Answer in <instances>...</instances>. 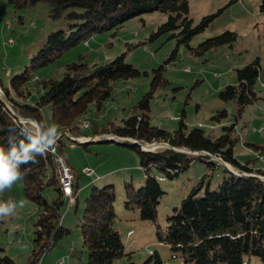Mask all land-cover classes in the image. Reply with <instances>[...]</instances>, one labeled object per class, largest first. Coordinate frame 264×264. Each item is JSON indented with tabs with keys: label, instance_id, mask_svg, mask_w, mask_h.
<instances>
[{
	"label": "trees",
	"instance_id": "obj_1",
	"mask_svg": "<svg viewBox=\"0 0 264 264\" xmlns=\"http://www.w3.org/2000/svg\"><path fill=\"white\" fill-rule=\"evenodd\" d=\"M8 2L14 10L44 2L48 6L49 17L63 18L68 24L67 29L59 28L47 35L33 56L32 66L45 65L57 58L63 50L79 40L76 38L71 42V37L75 34L83 37L84 42H88V36L93 32L103 27H111L128 17L153 10L166 14V19L150 34L149 39L164 33L169 34L170 38L176 40L175 49L165 62L153 69L150 89L135 103L133 113L123 118L119 124L112 123L104 133L143 142L165 141L177 148L206 151L208 154L187 153L170 147L144 150L139 144L122 142L138 151L140 163L146 173L144 182L139 186L126 182L124 189L126 206L138 208L140 218L154 221L157 225L155 231L157 240L179 251L185 264H251L246 255L249 257L256 255L264 264V179L233 172L225 164L231 163L243 172H253L249 163H242L235 156L234 144L237 140L233 136L235 123L223 125V132L213 136L207 133L203 126L189 127L184 115L179 117V126L169 130L153 124L149 113L155 90L165 82L166 65L176 56L181 45H187L194 53H202L213 46L232 43L235 40L234 32L227 30L208 37L196 48L190 46L193 37L207 27L216 13L205 15L195 23L189 14V0H8ZM261 9L264 11V2ZM22 17L20 15V18ZM21 20L23 21V18ZM260 69L259 58L247 62L236 69V82L227 84L219 92V97L223 100H236L238 115H241L247 104L258 98L255 84ZM140 73L136 65L127 61L126 52L118 54L106 63L73 61L66 65L61 78L37 80L35 83L38 82L42 90L31 102L29 99L32 93L29 99H24L25 94L19 91V84L27 83L28 86L30 82L33 83L35 75L32 71L27 69L23 71L17 76V81H12V85L3 84L0 78V85L6 93L5 99L0 95V146L7 148L10 141L15 142L24 138L23 130L30 128V123L21 121L19 116L32 117L41 125H46L42 119V111L43 106L48 105L52 122L63 130L57 140V150L63 154L62 148L65 143L62 140L63 135L66 134L70 138L68 132L75 131L81 126L89 105L94 103L98 113H102L112 94L113 82L135 77ZM8 86L14 89L24 102L17 101L10 94ZM224 116H227L226 109L212 117L220 121ZM217 158L224 162L217 161ZM197 159L206 162L212 170L223 165L222 171L217 173L218 180L213 184V173L203 174L190 192L182 198L180 205L174 206L172 213L167 215L165 228H161L157 222V208L166 193L161 185V179L177 177ZM153 166L158 168V173H151ZM21 171L25 193L36 203L38 212L34 223L35 247L26 264H39L42 255L70 231V228L64 227L61 223V207L68 202V198L66 199L63 194L52 152L47 151L43 156H38L35 162L22 165ZM73 171L75 173L74 168ZM258 174L264 175V170H259ZM73 187L76 190L74 204L77 207L79 185L74 181ZM50 189L54 191L52 199L45 194V190ZM116 203L117 193L110 182H105L104 186L94 185L85 198L79 225L88 252V264H137L131 259L132 254L126 249L121 233L115 227L118 218ZM2 221L3 219H0V223ZM62 258L64 263L65 257ZM153 258L155 262L161 260L157 251H151L149 260ZM0 264L23 263H18L10 255L4 254L0 256Z\"/></svg>",
	"mask_w": 264,
	"mask_h": 264
},
{
	"label": "rangeland",
	"instance_id": "obj_2",
	"mask_svg": "<svg viewBox=\"0 0 264 264\" xmlns=\"http://www.w3.org/2000/svg\"><path fill=\"white\" fill-rule=\"evenodd\" d=\"M263 2L264 0H189V14L195 23L205 15L216 13L207 27L193 37L190 46L196 48L208 37L227 30L234 32L236 38L232 43L219 44L202 53H194L187 45H181L176 56L166 65L165 82L155 90L149 112L153 124L169 130L177 128L179 117L184 115L189 127L203 126L213 136L223 132V125L235 123V156L242 163H249L253 172H243L231 163L226 166L233 172L255 175L262 179L264 175L258 172L264 170ZM47 11L48 6L44 2L14 10L8 0H0V78L3 84L12 85V81H17V76L23 71H32L35 75L33 83L30 82L28 86L27 83L19 84V91L25 94L24 99H29L31 93L34 98L38 96L42 86L35 83L37 80L61 78L66 65L73 61L106 63L126 52L127 61L136 65L141 73L135 77L115 80L104 111L98 113L95 104H90L81 126L68 132L70 138L63 135L65 143L62 152L74 168L75 182L79 185L78 206L74 201L71 207L69 202L61 207V223L70 228V231L42 255L39 264H56L62 257H65L63 264H88V252L79 224L86 196L94 185L104 186L105 182L113 184L117 193L118 218L115 227L121 233L126 249L131 252V259L137 264H185L179 251L157 240V225L154 221L140 218L138 208L126 206V182L139 186L146 175L138 151L128 144L114 140L86 143L79 141L113 135L104 131L112 123L119 124L123 118L131 115L135 103L150 89L153 69L165 62L176 47L175 38H170L166 33L149 39L150 34L166 19V14L153 10L128 17L111 27L93 32L88 36V42L75 34L71 37V42L76 38L79 40L63 50L57 58L45 65L32 66L33 56L47 35L53 30L68 28L66 20L52 19ZM20 15L23 16V21ZM256 58L261 62L259 78L255 84L258 98L247 104L241 115H238L236 100H223L219 97V92L227 84L236 82L237 68ZM8 90L17 101H23L14 89L8 86ZM0 95L5 99L6 93L1 85ZM9 106L14 110L11 104ZM223 109L227 110V116L220 121L212 117ZM25 118L19 116L21 121L30 123V128L39 135L41 123L32 117ZM42 119L46 125L54 124L48 105L43 106ZM54 125L58 130L57 143L63 130L59 125ZM81 136L86 138L79 139ZM141 142L143 146H150L153 150L167 147L158 141ZM86 168L93 169L94 174H87ZM222 169L223 165L212 170L206 162L197 159L177 177L161 179V185L166 190L157 208V222L161 228L166 226L167 215L172 213L174 206L180 205L182 198L203 174L213 173L214 184L218 180L217 173ZM151 173H158V168L153 166ZM45 194L49 199L54 197L51 189L45 190ZM0 201L18 204L23 202V207L18 206L12 216L4 218L0 223V256L8 254L16 262L26 264L35 247L37 205L26 195L23 178L10 189L0 192ZM129 229H132V234H128ZM151 251H157L161 260H149ZM245 257L251 264H263L256 255Z\"/></svg>",
	"mask_w": 264,
	"mask_h": 264
},
{
	"label": "clouds",
	"instance_id": "obj_3",
	"mask_svg": "<svg viewBox=\"0 0 264 264\" xmlns=\"http://www.w3.org/2000/svg\"><path fill=\"white\" fill-rule=\"evenodd\" d=\"M58 135L56 126L41 125L39 135L30 128L23 130L24 138L11 142L5 148L0 146V192L10 189L22 178L21 166L35 162L38 156H43L55 143ZM47 141L45 143L44 141ZM23 207V202L0 201V219L12 216L17 207Z\"/></svg>",
	"mask_w": 264,
	"mask_h": 264
},
{
	"label": "built area",
	"instance_id": "obj_4",
	"mask_svg": "<svg viewBox=\"0 0 264 264\" xmlns=\"http://www.w3.org/2000/svg\"><path fill=\"white\" fill-rule=\"evenodd\" d=\"M57 147L58 146H54V144L52 145L54 153L59 157L58 169L60 170V172L62 174V181H61L60 185H62L63 194H64L65 198L67 199V192L68 191H75L76 192L75 188H69V181H75V174H74L73 168L70 165V163L68 162L67 158L62 153L58 152ZM85 170H86L87 174H94V170L91 168H86ZM130 230H132V229H129L128 232ZM62 263H63V258L60 259V261H58L56 264H62Z\"/></svg>",
	"mask_w": 264,
	"mask_h": 264
},
{
	"label": "water",
	"instance_id": "obj_5",
	"mask_svg": "<svg viewBox=\"0 0 264 264\" xmlns=\"http://www.w3.org/2000/svg\"><path fill=\"white\" fill-rule=\"evenodd\" d=\"M1 93H2V91H1ZM25 120H28V119L25 118ZM106 140H114V141H118V142L130 141V142L139 144L142 147V149H144V150H153V148H148L150 146H148V147L143 146V143L141 141H139L138 139H132L130 137H120V136H116V135H108V136H104V137L98 138V139L95 138V139H88L86 141H83V140H79V141L80 142H88V141H106ZM161 144L166 145L167 147L173 148L174 150H177V151L194 153V154H200V153H207L208 154V152H206V151H189V150L177 148V147L170 145L168 142H165V141H162ZM217 159L220 161H223L221 158H217ZM225 164L227 165L226 162H225Z\"/></svg>",
	"mask_w": 264,
	"mask_h": 264
},
{
	"label": "bare ground",
	"instance_id": "obj_6",
	"mask_svg": "<svg viewBox=\"0 0 264 264\" xmlns=\"http://www.w3.org/2000/svg\"><path fill=\"white\" fill-rule=\"evenodd\" d=\"M44 142L47 143L46 141H44ZM56 145H57V143L55 141L54 146H56ZM49 151L52 152L53 155H54V159H55V162H56V168H57V174H58L59 181L61 183V181H62V174H61L60 170L58 169V167H59V157L54 153L52 147L50 148ZM229 166H230V168H233L231 165H229ZM73 186H74V181H69V188H74ZM61 188H62V191H63L62 185H61ZM74 195H75V192L74 191H68L67 192V198H68L69 206H71L74 203V201H75V198L76 197H74ZM132 232L133 231H129V234H132Z\"/></svg>",
	"mask_w": 264,
	"mask_h": 264
},
{
	"label": "crops",
	"instance_id": "obj_7",
	"mask_svg": "<svg viewBox=\"0 0 264 264\" xmlns=\"http://www.w3.org/2000/svg\"><path fill=\"white\" fill-rule=\"evenodd\" d=\"M34 99V97L33 96H31V98L29 99V100H33ZM71 165V164H70ZM72 166V165H71ZM77 195H78V193H77ZM132 231V230H131ZM128 234H129V232H128Z\"/></svg>",
	"mask_w": 264,
	"mask_h": 264
}]
</instances>
